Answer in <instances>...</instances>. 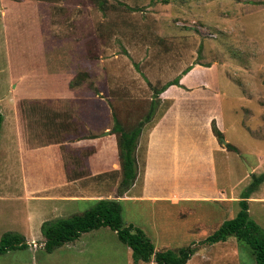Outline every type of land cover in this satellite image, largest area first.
<instances>
[{
  "label": "rangeland",
  "instance_id": "1",
  "mask_svg": "<svg viewBox=\"0 0 264 264\" xmlns=\"http://www.w3.org/2000/svg\"><path fill=\"white\" fill-rule=\"evenodd\" d=\"M189 67L182 87H170L160 95L155 119L143 132L173 116L184 123L193 121L195 126L186 132L201 134V143L213 147L208 130L213 134V123L221 117V127L218 121L215 124L227 143L217 138L219 145L213 144L217 184L197 177L198 170H189L183 177L152 179L147 193L143 187L148 142L143 134L139 177L124 196H119L121 160L111 150L104 156L90 147L86 159L77 155L80 159L72 158L71 168L51 172L43 166L34 168V142L28 138L32 143H25L24 163L29 170L17 175L19 169L11 172L5 167L4 150L8 157L14 150L2 126L0 237L16 232L32 247L1 254L0 264H100L104 248L111 251L104 252V260L115 264L119 258V264H126L127 246L117 235L96 238L82 250L69 243L51 252L43 247L44 219L81 214L92 205L65 201L67 196L118 199L124 222L156 241L164 224L174 230L165 233L173 238L172 244L183 240L185 247H205L198 242L206 236L192 235L195 229L209 235L235 217L242 192L264 174V0H0V110L20 106L24 122L81 121L87 125L83 131L87 139L102 136L101 126L108 132L105 136L118 139L114 116L132 127L149 110L153 88L163 87ZM212 94L219 95L215 105ZM10 157L6 162L12 164L15 156ZM212 184L215 194H210ZM196 192L201 196H187ZM151 194L166 195L154 198L161 200V207L154 209L146 201ZM249 212L264 229V182L249 198ZM93 233L115 234L109 227L88 232ZM230 239L207 247L211 264H256L247 243ZM93 245L97 251H90Z\"/></svg>",
  "mask_w": 264,
  "mask_h": 264
},
{
  "label": "crops",
  "instance_id": "2",
  "mask_svg": "<svg viewBox=\"0 0 264 264\" xmlns=\"http://www.w3.org/2000/svg\"><path fill=\"white\" fill-rule=\"evenodd\" d=\"M173 86H177V85H173ZM167 90L164 92L167 93L168 92ZM66 91L67 90H65V92ZM65 92H61L59 94H63ZM212 98H213V103L215 105L217 100L219 99V95L215 96L212 94ZM219 111H220V116H221L222 112L220 108H219ZM0 113L4 117L2 126H4V129L7 128L6 129L7 134L5 138L8 141H11L10 142L12 145L11 151L14 150L12 155L15 156V159H14L15 161L12 164H9V162H6V161L9 158H11L10 156L12 155L8 157V155L6 154L7 150H4L5 167L7 168L6 170L11 171V172H13V167H15L16 169H19L20 173H18L17 171L16 173L17 175L18 174L26 175V171L29 170V165L28 164L26 165L24 163L26 159L28 160L27 155H26L28 154V152H26L28 148L25 147V143L30 146L31 143L34 142V144H32L34 146L33 153L35 155V162L34 161L32 162L34 165V168L37 169L39 166H43L51 172L59 170V169L65 170V167L68 165H69V168H71L72 158H74L76 161L80 159L79 157H77V155L86 159L88 149H90V147H91L90 151L95 152L97 155H100V154L103 155L108 150H111L112 154L116 153L119 156V147H118L117 137L114 134L105 136L107 132L105 133L103 126L99 128V130H102V136H97V137L95 136L94 138L91 137V139H87L88 136H86L87 135L86 132H83L87 129V125L81 121L72 122V121H65V120L63 121L53 120V121L41 122L35 119L31 121L27 120V122H24L21 119L22 118L21 107L18 105L4 108L3 110H0ZM172 117L173 116H171V118L169 116H165L161 120L157 121L153 126H151L146 132L142 133L143 137L144 135L146 137V143L148 142L147 148L145 149L146 171H145V176H144L145 183L143 187V190H146L147 193L149 192L148 189H149L150 181L152 179H157L158 177L160 178L163 177L164 179L166 177H180V176L183 177L185 175V171L188 172L189 170H198L199 173L200 174L202 173V174L200 175L199 173H197V177L208 178L209 180L211 178L212 182L214 181V179L216 180V177L218 176L216 159H215L217 155L214 153L215 145L218 144V140H217V137L213 135L214 133L212 134L211 129L208 131H209V135L212 137L210 139V142L213 141L212 143L213 147L206 146L201 143V139L199 138L201 134L199 135V137H194V136H190L189 132H186L190 127L195 126L193 124V121L188 120L186 123H184V121L182 120L177 121V120L172 119ZM214 117H217L216 114H214ZM216 121H218V124L220 125L221 117L220 119ZM199 124H200V121H197L196 125H199ZM2 126H1V129H2ZM10 127H12V129L15 128L16 131L15 130L11 131ZM0 133H1V130H0ZM28 138L32 139L31 143H28L27 141ZM205 140L206 138L205 139L202 138V141H205ZM219 149H223V148H219ZM138 151H139V148H138ZM71 153H74V155L76 156L72 157ZM66 155H68L67 158H66ZM65 159L68 160V162ZM104 166L106 167L107 165H104ZM83 167L85 168L86 164ZM95 173L96 172H94V174ZM84 174H85L84 177H87L86 172H84ZM197 181L199 182V180ZM215 184L217 183L215 182ZM216 191L218 192V194L220 193L223 194L222 190L217 187H216ZM200 193L201 192H196V194L187 195V196H191V197L198 196L199 197L201 196ZM212 193L215 194L214 184H212V192L210 194ZM150 196H151L150 198L151 200H146V201L150 202L152 207L155 209L157 207H161L160 205H162V203H161V200H154V198H162V197H165L166 195H152L151 194ZM173 196H184V194L173 195ZM100 198L101 197L88 199L87 197L83 198V197L67 196L65 201H72V200L93 201V200L100 199ZM219 203L222 205L226 204V202L224 201H220ZM157 219L161 220L163 219V217H160ZM44 221L46 220L44 219ZM158 224L159 223L157 222L156 226ZM160 225H163V226H160L161 229L158 231L159 235H156L158 238V241H156L154 238L149 237L147 235L154 242L155 248L157 251H162V250H167V249L178 250L181 247H185L183 244V240L179 242L177 245L172 244L171 242L173 238H166L168 236H165V233H168L169 235L171 234V232H174V230L171 227H169V225H164V224H160ZM195 231H196L195 234H192V235H195L197 237L200 236L199 238H202V237L204 238V236L206 237L208 236L206 235L207 232H204V229L202 228L197 227ZM214 231H210L208 233L212 234ZM180 233L185 235L183 228L180 231ZM97 234H94V233L88 234V232H86V233H83L75 241L68 242V243L73 245L72 248L81 249V248H84L85 246L92 245L90 244V242L96 238H100V237L107 238V237H114L115 235H117L116 232L115 234H109V233H97ZM82 237H87V238H83L82 240ZM78 240L80 241L81 244H77L76 241ZM118 240L120 241L119 237H118ZM222 242L228 243V240L222 241ZM121 243L124 244L123 242ZM44 245L43 247L45 248ZM201 245H206V246L205 247L203 246L202 248H199V249L194 248V252L186 264H211V260H210V256L207 251L208 249L207 247H210L213 245L212 244H201ZM126 246H127L126 248L127 250L125 254L126 264H135L134 257H133V250L128 245ZM30 247L32 246L30 245ZM90 249H91L90 251H97V250H94L96 249L95 245H93ZM104 249H107V250L103 251V255L101 259L102 261L98 260V262L100 264H114L110 260H104V252H111L108 248H104ZM98 253H101V251ZM98 253H97V256L100 259V256ZM119 255H120V251L118 252V256ZM111 260H114V258ZM115 261H118V262H115V264H119L121 262L119 258H115ZM138 264H158V263L155 262L154 260H151L149 262L139 261Z\"/></svg>",
  "mask_w": 264,
  "mask_h": 264
},
{
  "label": "trees",
  "instance_id": "3",
  "mask_svg": "<svg viewBox=\"0 0 264 264\" xmlns=\"http://www.w3.org/2000/svg\"><path fill=\"white\" fill-rule=\"evenodd\" d=\"M103 9L102 3L100 5ZM135 10L133 8H130ZM192 67L186 69L181 75L167 82L163 87H154V98L147 113L130 128H126L117 116H114L113 133L118 134L119 158L121 160L122 181L120 195L124 196L136 183L139 177L138 148L141 135L146 125L151 123L158 112L160 95L169 87L177 85L182 87L181 79ZM0 113V130L3 123ZM213 132L222 141L223 133L213 123ZM228 147L237 149L232 144ZM264 182V174L255 177L254 181L242 192L239 201L240 210L235 217L226 219L220 227L208 235L200 244H215L235 237L238 241L247 243L251 253L255 256L256 264H264V229L250 216L249 198ZM109 227L115 231L121 242L133 250L135 264L139 261L154 260L158 264H186L191 258L194 248L181 247L178 250L167 249L157 251L154 242L145 231L134 224H126L122 216V204L118 199L100 198L92 201L89 209L81 214L46 220L41 225L45 237V249L49 252L65 243L75 241L83 233ZM30 245L21 234L8 231L0 237V255L15 249L29 248Z\"/></svg>",
  "mask_w": 264,
  "mask_h": 264
},
{
  "label": "water",
  "instance_id": "4",
  "mask_svg": "<svg viewBox=\"0 0 264 264\" xmlns=\"http://www.w3.org/2000/svg\"><path fill=\"white\" fill-rule=\"evenodd\" d=\"M108 133V132H107ZM222 142L224 143V144H226L227 143V141L224 139V138H222ZM251 169V168H250Z\"/></svg>",
  "mask_w": 264,
  "mask_h": 264
}]
</instances>
